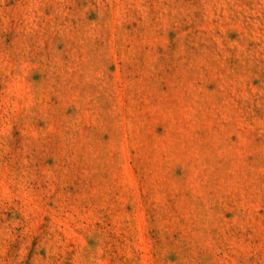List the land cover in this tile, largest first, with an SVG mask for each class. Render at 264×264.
<instances>
[{
    "label": "rangeland",
    "instance_id": "1",
    "mask_svg": "<svg viewBox=\"0 0 264 264\" xmlns=\"http://www.w3.org/2000/svg\"><path fill=\"white\" fill-rule=\"evenodd\" d=\"M0 264H264V0H0Z\"/></svg>",
    "mask_w": 264,
    "mask_h": 264
}]
</instances>
